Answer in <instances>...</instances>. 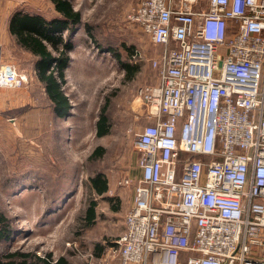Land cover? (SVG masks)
<instances>
[{"label": "built area", "instance_id": "built-area-1", "mask_svg": "<svg viewBox=\"0 0 264 264\" xmlns=\"http://www.w3.org/2000/svg\"><path fill=\"white\" fill-rule=\"evenodd\" d=\"M205 2L140 0L128 14L162 49L157 81L136 89L140 176L117 264H264V0ZM29 81L0 62V87Z\"/></svg>", "mask_w": 264, "mask_h": 264}, {"label": "rangeland", "instance_id": "rangeland-1", "mask_svg": "<svg viewBox=\"0 0 264 264\" xmlns=\"http://www.w3.org/2000/svg\"><path fill=\"white\" fill-rule=\"evenodd\" d=\"M12 1L46 17L54 15L49 0ZM139 1L70 0L81 12L83 26L72 34V60L64 70L62 88L72 105L67 116L54 115L35 78L20 89L0 88V210L14 227L1 245L3 253L21 249L41 257L63 256L68 264L118 263L114 241L129 194L119 180L137 157L133 140L144 125L143 108L134 99L137 87L153 80L148 59L159 48L128 18ZM199 5L204 7L205 0ZM9 50V61L3 62L22 73L33 71L30 53L19 47ZM122 63L130 66L131 76ZM103 107L108 132L97 136L95 124ZM98 147L101 155L91 158ZM96 172L109 183L103 195L88 185ZM91 200L95 218L87 224Z\"/></svg>", "mask_w": 264, "mask_h": 264}, {"label": "trees", "instance_id": "trees-1", "mask_svg": "<svg viewBox=\"0 0 264 264\" xmlns=\"http://www.w3.org/2000/svg\"><path fill=\"white\" fill-rule=\"evenodd\" d=\"M53 4L54 15L46 17L40 13L15 10L10 15L8 30L14 37L20 49L34 58L33 70L37 80L42 84L45 94L50 101L52 111L57 117L68 115L71 103L63 91L65 83L64 70L69 62V51L72 48V34L82 24L81 12L74 9L70 0H50ZM123 68L131 76L132 70L127 63ZM108 117L105 107L100 111L96 121V135L102 136L108 132ZM101 155L100 147L92 152V157ZM88 185L96 195H103L107 188V179L101 172L88 177ZM95 201L91 200L85 212L87 224L95 218ZM14 227L11 218L0 210V248L4 241L13 234ZM0 264H68L65 257L53 259L50 253L44 257L33 251L14 249L3 253L0 250Z\"/></svg>", "mask_w": 264, "mask_h": 264}, {"label": "crops", "instance_id": "crops-1", "mask_svg": "<svg viewBox=\"0 0 264 264\" xmlns=\"http://www.w3.org/2000/svg\"><path fill=\"white\" fill-rule=\"evenodd\" d=\"M49 2L52 4V2L50 0H49ZM24 4H26V2H24L23 5ZM205 4H206V2H205ZM52 6H53V4H52ZM19 9H21L22 11H25V12L40 13V12H37V11H29L28 9H25V7L20 6V5L17 6V2L16 1L0 0V62H3L4 60L9 61V59H8L9 58L8 56H10L9 55L10 53L8 52V51H10L9 49L13 50L14 47H16V48L18 47V45L15 42L14 37L10 34V32L8 30V21H9V18H10V15L12 14V12L15 11V10H19ZM81 26H83V25H81ZM72 41H73V39H72ZM73 44H72V48H73ZM158 46H159V48L157 50V53L155 55L151 56L148 60H150L152 58H155L161 52L162 47L160 45H158ZM72 48H71V50H72ZM71 60H72V58H71V56H69V62H71ZM69 62H68V64H69ZM151 68H153V67L151 66ZM153 71H154L153 77H152L153 80L150 83H148V84L155 83L157 81V71L154 68H153ZM28 73H27V75L30 77V80L32 78H35L37 80L34 70L32 72L29 71ZM32 74H33V76H32ZM0 88H5V87H0ZM134 101L136 103L137 102L140 103V100L138 98H135ZM2 118H3L2 99L0 98V122L2 121ZM133 161H131V163L133 162L134 165L132 163L131 166H130V169L127 170L126 173L122 177V178H124V177L128 176V177L133 179L131 187L122 188V189H128L129 190L128 206H127V208L125 210V213L127 212V210L129 209V207L131 205V201H132V198H133L134 183L136 182V179L140 176V169L138 168L137 157H134ZM107 184H109V183L107 182ZM121 187H124V186H121ZM108 188H109V185H108ZM108 188H107V190H108ZM107 190H106V192H107ZM125 213H124V216H125ZM124 216H123V220H122V228L119 231V233H117V236H119L124 231ZM118 262H119V259H118Z\"/></svg>", "mask_w": 264, "mask_h": 264}]
</instances>
